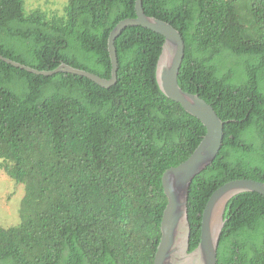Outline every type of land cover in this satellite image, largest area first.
Instances as JSON below:
<instances>
[{
  "label": "trees",
  "instance_id": "1",
  "mask_svg": "<svg viewBox=\"0 0 264 264\" xmlns=\"http://www.w3.org/2000/svg\"><path fill=\"white\" fill-rule=\"evenodd\" d=\"M136 0H68L63 13L0 0V54L39 71L61 64L111 78L108 39L136 18ZM186 44L180 87L225 122L214 162L190 187V251L212 194L264 182V0H143ZM164 38L127 27L118 79L43 76L0 60V167L24 187L20 223H0V264H153L168 199L163 174L185 162L206 128L156 79ZM218 264H264V196H234Z\"/></svg>",
  "mask_w": 264,
  "mask_h": 264
},
{
  "label": "water",
  "instance_id": "2",
  "mask_svg": "<svg viewBox=\"0 0 264 264\" xmlns=\"http://www.w3.org/2000/svg\"><path fill=\"white\" fill-rule=\"evenodd\" d=\"M136 18L121 21L110 33L108 51L112 64L110 79L61 64L53 71H39L8 59L0 60L16 68L43 76L69 73L85 77L96 84L110 88L118 79V54L116 39L127 27H143L164 38L157 67L156 79L163 94L179 103L190 115L199 119L206 135L192 155L177 167L168 169L162 177V186L168 199L161 222V239L153 264H218V248L225 226L224 213L228 202L242 193L264 196V182L249 179L234 180L218 188L209 198L202 215L199 245L190 251L191 225L188 214L190 187L194 178L210 166L221 151L225 122L214 108L199 95L184 91L179 75L185 59L186 44L181 32L170 23L146 15L143 0L135 2Z\"/></svg>",
  "mask_w": 264,
  "mask_h": 264
},
{
  "label": "rangeland",
  "instance_id": "3",
  "mask_svg": "<svg viewBox=\"0 0 264 264\" xmlns=\"http://www.w3.org/2000/svg\"><path fill=\"white\" fill-rule=\"evenodd\" d=\"M68 0H26L28 10L41 8L63 13L64 3ZM24 187L6 177L0 167V223L3 227H12L20 223L19 209L24 198Z\"/></svg>",
  "mask_w": 264,
  "mask_h": 264
}]
</instances>
